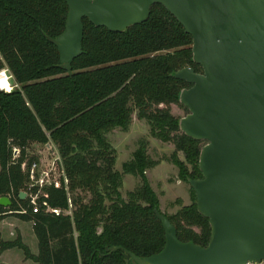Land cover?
Listing matches in <instances>:
<instances>
[{
	"label": "trees",
	"instance_id": "trees-1",
	"mask_svg": "<svg viewBox=\"0 0 264 264\" xmlns=\"http://www.w3.org/2000/svg\"><path fill=\"white\" fill-rule=\"evenodd\" d=\"M67 12L64 0H0V67L5 65L18 85L11 92L0 91V198L11 203L0 206V222L6 215L30 222L37 244L32 254L20 233L13 240L0 234V256L19 250L33 264H127L126 251L146 258L165 244L161 221L153 212H159L157 199L145 174L158 163L141 141L131 160L116 171V152L106 136L116 129L126 132L136 113L152 138L174 146L171 162L181 180L189 184L200 179L198 160L205 143L181 133L171 107L188 113L179 95L191 86L174 79V73L202 69L192 61L191 36L155 4L145 22L122 33L94 27L84 18L82 54L68 73L45 38L63 33ZM49 142L60 158L57 185L28 192L27 169L36 158L27 150L32 143ZM13 147L19 151L14 159ZM178 152L185 163L176 157ZM124 175L140 179L126 201L119 191ZM190 192L188 206L163 216L178 241L206 247L208 219L197 212ZM20 193L26 197L20 199ZM31 195L37 197V213H32ZM69 200L70 214L47 211H66Z\"/></svg>",
	"mask_w": 264,
	"mask_h": 264
},
{
	"label": "water",
	"instance_id": "water-1",
	"mask_svg": "<svg viewBox=\"0 0 264 264\" xmlns=\"http://www.w3.org/2000/svg\"><path fill=\"white\" fill-rule=\"evenodd\" d=\"M63 33L45 37L62 69L82 54L85 18L97 28L122 33L145 22L161 5L192 38V61L173 78L191 86L179 95L188 113L179 120L186 137L202 141L190 180L197 212L208 219L206 247L182 243L157 210L165 244L146 258L125 252L127 264H247L264 260V0H64ZM25 198L24 193L19 194ZM10 201L0 198V206ZM119 248L106 249L109 253Z\"/></svg>",
	"mask_w": 264,
	"mask_h": 264
},
{
	"label": "rangeland",
	"instance_id": "rangeland-1",
	"mask_svg": "<svg viewBox=\"0 0 264 264\" xmlns=\"http://www.w3.org/2000/svg\"><path fill=\"white\" fill-rule=\"evenodd\" d=\"M172 114L179 120L187 113L179 106L171 107ZM110 146L116 152L114 169L121 172L123 163L128 162L134 153L141 146L140 143H146V154L151 160L158 164L145 172L150 188L154 192L158 210L164 216L175 214L181 207L188 206L191 203V192L188 183L179 177V169L171 162L174 156L175 148L171 143H163L149 134V127L144 120H139L136 113L132 115L131 123L126 132L116 129L106 136ZM27 153L35 157L31 164H36L37 177L43 171L50 173V178L54 183L57 182L58 173L56 171L57 162L60 158L56 147L49 142L48 144H30ZM176 157L184 162V156L178 152ZM185 163V162H184ZM29 184L32 182L29 181ZM140 186V179L136 176L124 175L120 195L122 199L127 200V194L135 191ZM85 201L88 200L86 193H80ZM37 199V198H36ZM35 199V200H36ZM179 201V202H178ZM20 233L22 241L29 248L32 254L37 252V244L32 233L30 222H22L19 219L6 215L0 222V234L5 240H13L16 234ZM1 264H33L30 260L24 258L19 250H13L10 254H5Z\"/></svg>",
	"mask_w": 264,
	"mask_h": 264
},
{
	"label": "built area",
	"instance_id": "built-area-1",
	"mask_svg": "<svg viewBox=\"0 0 264 264\" xmlns=\"http://www.w3.org/2000/svg\"><path fill=\"white\" fill-rule=\"evenodd\" d=\"M0 63H3L2 58L0 57ZM18 88V85L15 83L12 75L8 71L7 67L5 65L0 67V91L1 92H11ZM12 154L13 159L16 158L19 155V151L17 148H12ZM25 167V166H23ZM36 164H31L27 169L28 174V180L32 182V184H29L28 182V192L32 190L34 187H44V186H50L52 184L57 185V182L54 183L52 179L50 178V173L47 171H43L39 177H37L36 173ZM67 184V181L64 179V185ZM26 197V194H25ZM36 195H31L30 204L33 206L32 213L38 212V207L36 205ZM48 212L52 213L55 216H61L63 214H70L71 213V203L70 200L68 201V209L66 211H61L60 209H47ZM23 213H25L23 211ZM247 264H264V260H262L260 263H247Z\"/></svg>",
	"mask_w": 264,
	"mask_h": 264
},
{
	"label": "crops",
	"instance_id": "crops-1",
	"mask_svg": "<svg viewBox=\"0 0 264 264\" xmlns=\"http://www.w3.org/2000/svg\"><path fill=\"white\" fill-rule=\"evenodd\" d=\"M2 238H3V236H2ZM11 252H13V250H9V251H6V252L1 254V256H0V264H1V261H2L3 257L5 256V254H10Z\"/></svg>",
	"mask_w": 264,
	"mask_h": 264
}]
</instances>
